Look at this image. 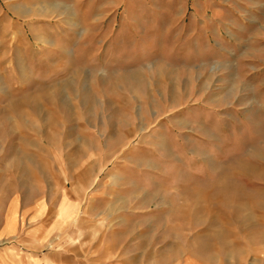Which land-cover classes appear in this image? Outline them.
Wrapping results in <instances>:
<instances>
[{
    "label": "rangeland",
    "instance_id": "374dc122",
    "mask_svg": "<svg viewBox=\"0 0 264 264\" xmlns=\"http://www.w3.org/2000/svg\"><path fill=\"white\" fill-rule=\"evenodd\" d=\"M1 250L264 264V0H0Z\"/></svg>",
    "mask_w": 264,
    "mask_h": 264
},
{
    "label": "crops",
    "instance_id": "0c3cea01",
    "mask_svg": "<svg viewBox=\"0 0 264 264\" xmlns=\"http://www.w3.org/2000/svg\"><path fill=\"white\" fill-rule=\"evenodd\" d=\"M12 213V212H11ZM14 222H15V217H14V214H10L6 221H5V227L7 229H9L10 231H12L13 229V225H14ZM8 239V238H6ZM16 258L12 256L11 252H8V251H3L1 250L0 252V264H14L16 263Z\"/></svg>",
    "mask_w": 264,
    "mask_h": 264
}]
</instances>
